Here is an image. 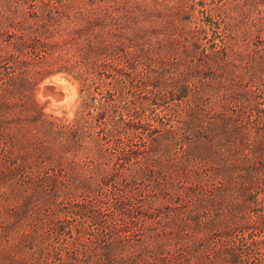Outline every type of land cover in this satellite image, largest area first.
Returning <instances> with one entry per match:
<instances>
[{
	"label": "rangeland",
	"instance_id": "obj_1",
	"mask_svg": "<svg viewBox=\"0 0 264 264\" xmlns=\"http://www.w3.org/2000/svg\"><path fill=\"white\" fill-rule=\"evenodd\" d=\"M72 1L83 6L92 4L90 0ZM110 1L94 0L93 7L105 10ZM233 1L184 0L189 14L181 21L183 33L175 47L198 41V53L213 50L225 37L224 24L218 28L220 37H214L212 31L216 29L209 25L206 12ZM256 1L259 9H264V0ZM68 3L0 0V96L4 78L11 74L21 76L22 86L20 103L8 108L13 121L2 123L8 136L6 140L0 138V172L4 173L0 181V209L4 212L0 215V244H7L8 233L11 238L24 231L39 235L45 250L37 264H264L263 178L250 182L247 189L235 188L230 193L229 203L243 204L242 208L199 203L197 193L188 191L191 180L183 173L209 170V162L189 155L188 144L194 138L205 141L212 133L206 129L211 122H192L190 126L196 130L189 131L173 111L187 105L188 100L179 102L168 96L151 105L148 95L139 97L133 79L148 75L143 66L132 67V56L128 55L132 44L123 37L131 36L132 29L125 31L115 23L109 26L106 47L97 56L100 64L94 67V73L79 64L81 54L73 56L74 51L65 49L63 43L68 39L72 42L66 17L58 34L46 37L37 29L42 26L47 30L35 17L33 4L36 9L46 4L48 10L57 4L67 10ZM109 10L112 13H102L103 20L116 16L114 9ZM256 23L252 21L254 33L247 36V44L253 49L259 29L264 37L263 27ZM28 26L32 27L26 31ZM37 38L58 44L55 52L47 50ZM232 47L234 43H230ZM153 67L155 71L162 69L159 63ZM176 67L167 75H174ZM239 71L249 74V69ZM149 73L153 76L155 72ZM80 75L88 78L85 84L83 78L78 79ZM245 82L257 101L264 103L263 78L250 77ZM87 84L90 88L83 90ZM140 98L150 109L139 121L132 117V102ZM103 108H108L106 115L98 117ZM238 111L239 106L233 104L230 112L235 115ZM39 113L47 122L34 120V114ZM137 123L140 128H133ZM243 124L249 142L264 138V127H259L264 122L254 119ZM152 136L163 139L162 143H153ZM26 139L35 156L27 157L22 149ZM165 143L169 146L166 151ZM50 156L54 162H50ZM23 160L27 168L18 170L17 162ZM73 170L95 176L98 185L92 188L94 192L79 190L65 196L70 190L66 186L58 190L57 199L53 187L39 181L41 176H52L63 182L66 172ZM205 186L209 192L215 190L221 186V178L205 179ZM15 208L21 210L22 219L11 214ZM206 222H210L209 228L202 227Z\"/></svg>",
	"mask_w": 264,
	"mask_h": 264
},
{
	"label": "trees",
	"instance_id": "obj_2",
	"mask_svg": "<svg viewBox=\"0 0 264 264\" xmlns=\"http://www.w3.org/2000/svg\"><path fill=\"white\" fill-rule=\"evenodd\" d=\"M90 2L92 4L83 6L69 0L66 5L67 10L57 4L48 10L46 4L43 8L36 9L33 4L35 17L45 24L47 30L42 26L37 29H40L39 31H42L46 37H50V34L53 33L54 35L58 34L63 25L62 19L66 17V22L71 26L69 35L72 42H69V39L66 40L63 43L66 44L65 49L74 51L73 56L81 54L82 60H78L79 64H82L87 71L90 68V72H93L98 63L100 64L97 56L100 57L104 53L106 47L104 42H107L105 38L110 33L109 26L115 23L125 31L132 29L131 36L128 34L123 36L132 44L130 46L132 52H128V55L132 56V67L136 69L137 66H143V69H146V76L148 75L147 79L140 76V79H135V77L133 79L136 81L134 85L140 93L139 97L142 96L141 94L148 95L151 105L152 103L156 105L158 101H162L168 96H172L179 102L183 99L188 100L187 105L178 104L177 106L181 105V108L177 110L178 107H174L173 111L180 122H186L185 128L189 131L196 130L190 126L192 122H211L206 126V129L212 133L204 139L205 141L201 142L200 138H194L193 142L188 145L190 146L189 155L209 162V170L212 171L209 173L207 170L204 173V171L196 169L192 171L193 173H183L184 177L191 180L192 185L188 187V191L197 193L199 203L205 202L208 206L219 204L223 207V204H226L225 206L230 209L242 208L243 204L233 206L229 203L232 196L230 193L235 188L247 189L250 182L261 177L264 181V138L260 137L255 142H249V132L243 124V122H252L254 119L264 122V103L257 101L253 92L245 87V81H248L250 77L254 79L256 76L262 77L264 84L262 30L259 29L257 38L253 41L254 49L250 47V44H247L250 41L247 36L253 34L255 29L251 26L252 21L260 24L264 29V9H259V2L256 0H235L230 4L215 5L210 12H206L209 25L216 29L212 31L215 34L214 37H220L221 31L218 28L221 23L224 24L225 37L221 38L220 43H215L216 46L213 50L210 52L203 50L201 53H198L200 45L198 41L192 42L191 45L183 44L182 47H175L183 33L181 21L185 20L189 14V10L185 8L184 0H113L102 11L93 7L94 0H90ZM109 9H114L117 12L116 16L111 20L109 17L103 20L102 13L104 11L106 13L108 10L112 13ZM53 14L54 16H52ZM52 20L56 21L51 22ZM31 27L28 26L26 31ZM37 40L40 39L37 38ZM41 42L42 46L51 52H55L54 50L58 46L56 43L51 44L47 38ZM230 43H234L235 48H230ZM258 43L260 45L256 49ZM155 63H159L162 67L160 71L157 70L158 72L155 71L156 68L154 70ZM174 66H177L176 73L167 75ZM180 67H184V69H180ZM240 69H249L250 77L245 76L244 71L241 72ZM149 71L155 72L153 76ZM20 78L21 76L16 77L12 74L4 78L3 91L0 96L1 139L6 140L8 136L2 123L13 121V118H9L8 108L21 101ZM79 78H83L84 84L88 80V78L84 79L82 75L78 76ZM87 88H90V84L84 85L83 90ZM233 104L239 106L238 113L234 112L235 115L230 112ZM104 105L108 104L104 103ZM107 109L100 110L97 116L104 117ZM148 109L150 107H146L141 98L140 101H133L132 117L139 120L142 113ZM33 117L36 122H47L41 120L43 118L41 113L34 114ZM138 124H132V127L140 128ZM259 127L263 128L264 125L259 124ZM162 140L160 137H151L153 143L161 144ZM12 142L17 144L15 141ZM29 145L30 142L27 139L24 140L22 149L27 151V157L35 156L36 151H33L32 146L30 148ZM155 147L157 146L155 145ZM167 149L169 146L166 145L164 150ZM133 153L136 151L132 150ZM60 156L64 160L63 153ZM50 158V162H54L55 158L51 156ZM62 160L58 161V165L62 166L61 169L65 171ZM25 165L27 166L24 160L23 163L17 162L18 170L27 168ZM177 176L179 175L177 174ZM214 176L221 178V186L209 192L208 187L205 186V179L209 180ZM65 177L66 180L63 182L52 179V176H41L39 181L44 183V186L53 187L57 199L60 197L58 192L60 188L69 187L70 190L66 192L65 196L71 197L79 190L88 193L94 192L92 188L98 185L95 176L77 174L75 170L71 173L66 172ZM3 179L4 173L0 172V181ZM41 191L39 189V193ZM4 197L7 198L8 194H5ZM254 197L257 198V196ZM3 214V210L0 209V215ZM11 214L17 216L18 220L23 218L21 210L18 208H15ZM203 226L209 228L210 222L202 224ZM4 231L3 229V233ZM39 238V235L29 234L26 231L13 238L8 233L7 244H0V258L2 259L0 264H37L45 250L41 247ZM1 241L0 236V243Z\"/></svg>",
	"mask_w": 264,
	"mask_h": 264
}]
</instances>
